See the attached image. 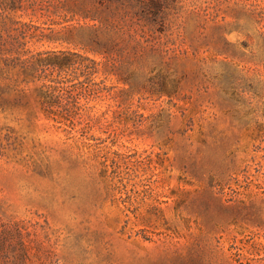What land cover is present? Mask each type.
I'll return each mask as SVG.
<instances>
[{"label": "rangeland", "instance_id": "rangeland-1", "mask_svg": "<svg viewBox=\"0 0 264 264\" xmlns=\"http://www.w3.org/2000/svg\"><path fill=\"white\" fill-rule=\"evenodd\" d=\"M0 264H264V0H5Z\"/></svg>", "mask_w": 264, "mask_h": 264}, {"label": "trees", "instance_id": "trees-1", "mask_svg": "<svg viewBox=\"0 0 264 264\" xmlns=\"http://www.w3.org/2000/svg\"><path fill=\"white\" fill-rule=\"evenodd\" d=\"M5 0H0V5ZM11 7H15V3L11 1ZM90 60L78 52L61 50V51H42L38 52L34 56V60L31 63L30 70L26 73L29 80L42 81L43 84L38 88L39 94L43 100L42 105L46 112L54 114V108L61 103V100L65 96L67 86L63 78V73H68L77 64L80 67L87 69L83 62H78L76 59ZM92 60V59H91ZM94 61V60H93ZM96 64V62H95ZM78 69V67H76ZM57 73V77H53ZM69 81V80H68ZM63 112V111H62ZM70 117V118H69ZM57 122L71 121V116L63 115L59 119H55Z\"/></svg>", "mask_w": 264, "mask_h": 264}]
</instances>
